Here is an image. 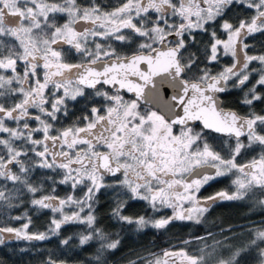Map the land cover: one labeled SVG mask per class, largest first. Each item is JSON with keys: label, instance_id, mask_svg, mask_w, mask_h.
Here are the masks:
<instances>
[{"label": "snow or ice", "instance_id": "6c2138e0", "mask_svg": "<svg viewBox=\"0 0 264 264\" xmlns=\"http://www.w3.org/2000/svg\"><path fill=\"white\" fill-rule=\"evenodd\" d=\"M257 35L264 0H0V249L56 238L59 254L41 253L40 264H109L121 240L100 226L102 195L110 218L140 234L202 225L223 201L264 216ZM233 92L246 115L225 110ZM222 178L228 190L199 195ZM137 204L142 212L126 214ZM40 216L47 225L33 231ZM249 255L264 264V220L134 251L128 264H242Z\"/></svg>", "mask_w": 264, "mask_h": 264}, {"label": "trees", "instance_id": "16d2710c", "mask_svg": "<svg viewBox=\"0 0 264 264\" xmlns=\"http://www.w3.org/2000/svg\"><path fill=\"white\" fill-rule=\"evenodd\" d=\"M105 4L118 5L120 0H103ZM200 39L207 41L206 36L200 37ZM249 43L254 44L253 51H260L264 48V36L257 35L255 40H249ZM203 47V45H201ZM228 58H225L224 63H227ZM219 65L214 70H219ZM240 96L238 93L224 97L225 108L235 110L240 115H246L247 109L245 106L238 103ZM264 109V105H258L257 111ZM218 143L221 139L220 136L213 135ZM250 156L244 157V162L250 159ZM226 180L222 179L218 190H226ZM226 182V183H225ZM64 191V189H62ZM65 192V191H64ZM60 193L62 191L60 190ZM112 208L111 199L108 197L102 198L98 202L95 209V214L100 220V226L105 228L109 233L113 235V238L117 237L121 240L120 248L116 251L115 255L111 257L109 264H128L129 254L132 252H140L142 255L147 256L148 252L160 253L168 245V243L179 244L182 240L191 239L196 235H204L206 231L210 230L219 236L221 228L227 230L229 227H233L237 230V234H241L243 226H258L261 220H264V216L257 214L256 211L248 208L243 202L233 201L231 203H224L222 205H216L208 213L206 217V223L202 225H192L185 222H177L175 225L169 227L167 231L155 232L147 231L146 234L136 233L127 229V226L123 227L117 223L114 219L110 218V209ZM143 204H137L133 208L129 209L126 214L132 215L134 213L142 212ZM48 217L40 216L34 218V225L37 230L43 231L47 225ZM83 226H74L70 229L71 232H78ZM36 248H31L29 243L18 242L15 245H11L10 248L0 249V258H4L8 261V264H40L41 253L47 251H56V238H52L50 242H37ZM191 247V246H189ZM23 248L24 252L20 249ZM15 249V251H13ZM147 250V251H145ZM195 251V249H193ZM90 253H82L80 259L90 258ZM135 258V257H132ZM242 264H254L253 256L249 255L242 261Z\"/></svg>", "mask_w": 264, "mask_h": 264}, {"label": "flooded vegetation", "instance_id": "af4514ba", "mask_svg": "<svg viewBox=\"0 0 264 264\" xmlns=\"http://www.w3.org/2000/svg\"><path fill=\"white\" fill-rule=\"evenodd\" d=\"M224 180V179H223ZM221 181H222V179H221ZM220 181V182H221ZM220 182H213V183H211L210 185H208V186H205L204 188H202L201 189V192H200V196L201 197H207V196H209V195H211V194H213V193H216V192H218V191H221V190H218V188H219V186L220 185H223L224 186V184H220ZM227 182V183H226ZM226 186H227V189L226 190H228L229 189V187H230V180H226ZM61 191H62V193H60V195L61 196H63L64 194H65V192L61 189ZM102 198H105V197H108L109 199H111V197H109L108 195H102L101 196ZM231 202H233V201H223V202H219L218 204H217V206L218 205H222V204H224V203H231ZM216 206V205H215ZM213 209V208H212ZM211 209V210H212ZM168 211H170V210H168ZM13 214H15V213H13ZM207 215H208V213L206 214V217H207ZM205 217V218H206ZM186 223V222H185ZM187 224H192V223H187ZM192 225H194L195 226V224H192ZM38 228L37 227H34L33 228V231H36ZM128 230H130L131 231V229H129V228H127ZM137 233V232H136ZM20 242H24V241H20ZM18 242H12V244L11 245H15V244H17ZM25 243H28V242H25ZM32 243H37V242H32ZM180 246V243L179 244H176V243H168V245L163 249V250H165V249H169V248H178Z\"/></svg>", "mask_w": 264, "mask_h": 264}, {"label": "water", "instance_id": "95a60500", "mask_svg": "<svg viewBox=\"0 0 264 264\" xmlns=\"http://www.w3.org/2000/svg\"><path fill=\"white\" fill-rule=\"evenodd\" d=\"M225 110H228V108H225ZM231 110H232V109H231ZM233 111H235V110H233ZM213 134L221 136L220 134H216V133H213Z\"/></svg>", "mask_w": 264, "mask_h": 264}, {"label": "rangeland", "instance_id": "374dc122", "mask_svg": "<svg viewBox=\"0 0 264 264\" xmlns=\"http://www.w3.org/2000/svg\"><path fill=\"white\" fill-rule=\"evenodd\" d=\"M223 179V178H222ZM257 212V211H256Z\"/></svg>", "mask_w": 264, "mask_h": 264}]
</instances>
